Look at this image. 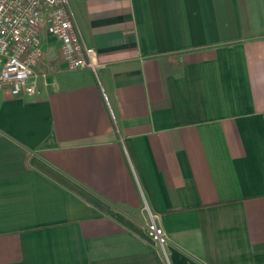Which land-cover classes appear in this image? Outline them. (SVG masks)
I'll return each instance as SVG.
<instances>
[{"label": "crops", "instance_id": "obj_1", "mask_svg": "<svg viewBox=\"0 0 264 264\" xmlns=\"http://www.w3.org/2000/svg\"><path fill=\"white\" fill-rule=\"evenodd\" d=\"M69 1L101 67L46 28L0 85V264H264V0Z\"/></svg>", "mask_w": 264, "mask_h": 264}, {"label": "built area", "instance_id": "obj_2", "mask_svg": "<svg viewBox=\"0 0 264 264\" xmlns=\"http://www.w3.org/2000/svg\"><path fill=\"white\" fill-rule=\"evenodd\" d=\"M60 42L68 70L89 69L98 77V52L89 46L75 21L69 0H0V85L15 95L38 92L36 67L44 59L43 31ZM107 104L109 99L106 93ZM116 122V117L109 104ZM164 247L168 238L154 221L149 226Z\"/></svg>", "mask_w": 264, "mask_h": 264}]
</instances>
